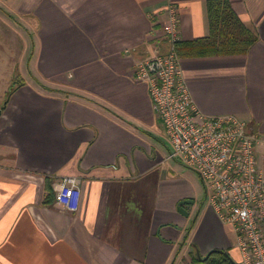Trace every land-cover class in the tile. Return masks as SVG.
<instances>
[{
  "label": "crops",
  "instance_id": "0c3cea01",
  "mask_svg": "<svg viewBox=\"0 0 264 264\" xmlns=\"http://www.w3.org/2000/svg\"><path fill=\"white\" fill-rule=\"evenodd\" d=\"M231 2L259 35L248 53L180 56L203 114L248 121L264 171V0ZM170 3L182 41L210 35L208 0H0L31 29L34 79L0 112V264H205L216 249L240 263L236 233L200 174L172 157L136 77L169 47ZM70 175L77 211L56 202Z\"/></svg>",
  "mask_w": 264,
  "mask_h": 264
},
{
  "label": "built area",
  "instance_id": "2783aa9c",
  "mask_svg": "<svg viewBox=\"0 0 264 264\" xmlns=\"http://www.w3.org/2000/svg\"><path fill=\"white\" fill-rule=\"evenodd\" d=\"M180 21L179 6L170 3L163 25L169 47L140 62L136 77L148 84L173 146L172 157L200 174L209 205L236 233L240 264H264V171L256 152L259 138L251 133L248 121L238 116L201 112L177 49ZM81 194L78 176H65L56 186V202L66 210H79Z\"/></svg>",
  "mask_w": 264,
  "mask_h": 264
},
{
  "label": "trees",
  "instance_id": "16d2710c",
  "mask_svg": "<svg viewBox=\"0 0 264 264\" xmlns=\"http://www.w3.org/2000/svg\"><path fill=\"white\" fill-rule=\"evenodd\" d=\"M210 35L191 41L180 40L177 44L179 54H246L259 39L258 33L248 26L235 10L231 0H208ZM14 89L9 93L8 99ZM205 264H240L230 254L221 249L199 258Z\"/></svg>",
  "mask_w": 264,
  "mask_h": 264
},
{
  "label": "rangeland",
  "instance_id": "374dc122",
  "mask_svg": "<svg viewBox=\"0 0 264 264\" xmlns=\"http://www.w3.org/2000/svg\"><path fill=\"white\" fill-rule=\"evenodd\" d=\"M30 31L26 21L17 15L12 17L0 12V112L8 103L9 91L21 81L34 80L29 71L30 55L33 51ZM163 139L170 143L168 138ZM170 146L172 150L171 143ZM178 160L181 161L180 158ZM171 164L174 165L173 162ZM194 175L197 176L195 173ZM196 184L198 188L202 186L200 181Z\"/></svg>",
  "mask_w": 264,
  "mask_h": 264
},
{
  "label": "water",
  "instance_id": "95a60500",
  "mask_svg": "<svg viewBox=\"0 0 264 264\" xmlns=\"http://www.w3.org/2000/svg\"><path fill=\"white\" fill-rule=\"evenodd\" d=\"M186 201H188V200H181L180 201V203H179V209L181 210V211H184V212H186L185 210V207H184V203L186 202ZM187 213V212H186ZM235 263H237L236 261H235Z\"/></svg>",
  "mask_w": 264,
  "mask_h": 264
}]
</instances>
